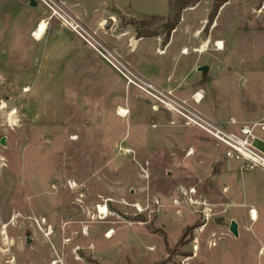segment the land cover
<instances>
[{
    "label": "rangeland",
    "instance_id": "obj_1",
    "mask_svg": "<svg viewBox=\"0 0 264 264\" xmlns=\"http://www.w3.org/2000/svg\"><path fill=\"white\" fill-rule=\"evenodd\" d=\"M23 1L0 0V264H264V172L226 159L58 20L33 38L47 14ZM118 2H105L106 36L77 18L113 53L112 39L135 37L133 22L169 17L168 0ZM210 9L202 0L182 12L166 70L189 83L196 56L175 53L195 43L194 29L201 45L211 30L201 101L190 104L213 122H258L264 0H229L208 26ZM162 24L151 29L164 37ZM155 44L141 40L134 55Z\"/></svg>",
    "mask_w": 264,
    "mask_h": 264
},
{
    "label": "built area",
    "instance_id": "obj_2",
    "mask_svg": "<svg viewBox=\"0 0 264 264\" xmlns=\"http://www.w3.org/2000/svg\"><path fill=\"white\" fill-rule=\"evenodd\" d=\"M38 6L43 7L47 17L40 22L48 25V20L56 19L61 26L74 33L94 50L105 62L119 72L126 79V84L133 86L144 94L162 103L168 110L181 117L186 123L194 127L210 139L219 147L223 148V155L226 159L243 163L247 171L258 169L264 172V152L258 148V143H263L259 134L264 133V118L258 122L237 124L234 120L229 123H217L202 116L196 109L186 101H179L173 97L171 92H164L151 83L140 78L131 68L124 63L115 53L99 44L92 33L85 28L68 11L63 0H33ZM39 27L37 26L36 31ZM45 32V31H44ZM34 32L32 33V35ZM192 96L191 101L198 104ZM192 194L193 189L189 190Z\"/></svg>",
    "mask_w": 264,
    "mask_h": 264
},
{
    "label": "crops",
    "instance_id": "obj_3",
    "mask_svg": "<svg viewBox=\"0 0 264 264\" xmlns=\"http://www.w3.org/2000/svg\"><path fill=\"white\" fill-rule=\"evenodd\" d=\"M68 8L71 9V12H74L76 19L79 18L88 28L96 27L100 31L101 36H106L102 31V26L104 23H107L109 18H113L110 14L107 15L105 5L106 0H64ZM111 1V0H110ZM114 5L116 8L119 9V2L118 0H113ZM117 1V2H116ZM25 4L28 2L24 0ZM104 5V7H100ZM28 7L31 9H35L38 7ZM73 14V13H72ZM183 16V14H182ZM181 16V19H182ZM181 22V21H180ZM205 24V20L200 27H203ZM1 25V23H0ZM177 29V28H176ZM175 29V30H176ZM174 30V31H175ZM174 31L171 33L170 38L166 44H164L163 40L164 37L160 35L151 37V38H141L136 39V37H128L126 43H122L119 36L114 40V47H110L116 53V55L129 67L133 70L140 78L144 79L145 81L151 83L157 89L164 91V92H171L173 97L179 101H186L190 103L192 96L199 93L201 90V86L199 82L201 81L199 77V73L197 69L200 67V58L204 54V52H208L206 47L208 48V43H211V38L209 33L206 35L204 42L199 44L200 42V29H194L192 31L191 37L194 38L195 43L191 45H182L178 51H176L175 55H189L190 50L191 53L194 54L196 57L194 59V63L190 64L188 67L189 77L191 75L192 79H190L189 83L185 79L184 75L175 78V74H172L170 70H166L167 68V57L170 49V43L172 40V36ZM189 32H191L189 30ZM163 38V39H162ZM150 39L154 40L156 44L153 46V50H142L141 55L136 57L135 52L139 47V43L141 40ZM209 41V42H208ZM218 40L217 42H219ZM216 42V43H217ZM222 42V41H220ZM214 44V47L216 45ZM223 43V42H222ZM200 46V49L198 48ZM216 48V47H215ZM224 48V45H223ZM185 50V53L183 51ZM206 50V51H205ZM215 50V49H212ZM224 50V49H222ZM221 50V51H222ZM215 51H219L216 49ZM197 74V75H196ZM175 78V79H174ZM200 92V93H201Z\"/></svg>",
    "mask_w": 264,
    "mask_h": 264
},
{
    "label": "trees",
    "instance_id": "obj_4",
    "mask_svg": "<svg viewBox=\"0 0 264 264\" xmlns=\"http://www.w3.org/2000/svg\"><path fill=\"white\" fill-rule=\"evenodd\" d=\"M201 1L202 0H168L169 17L167 19L159 16H147L138 22H133L136 39L158 36L159 34L156 31H153L151 27L158 22H163V42L164 44H166L170 38L171 33L180 23L182 12L187 8L195 7ZM228 1L229 0H211V9L207 20L208 26L212 25L218 15L219 10Z\"/></svg>",
    "mask_w": 264,
    "mask_h": 264
},
{
    "label": "bare ground",
    "instance_id": "obj_5",
    "mask_svg": "<svg viewBox=\"0 0 264 264\" xmlns=\"http://www.w3.org/2000/svg\"><path fill=\"white\" fill-rule=\"evenodd\" d=\"M38 27H39L38 31L34 32V34H33L34 36L32 35L33 38H35L36 40H39L41 38V36L44 34V31H45V23L44 22H40L38 24ZM216 49H218L219 51H221L223 49V43L220 42V41L217 42L216 43ZM183 53H185V51H183ZM197 95H198V93L196 94L195 99L197 100V102H200L201 99L199 100V97ZM126 114H127V112L124 111L122 108H119L118 109L117 115L119 117H125ZM190 154L191 153H188V155H190ZM97 209H98V212H99L100 215H102L103 217L106 216V213H107L106 207L99 206ZM251 216H252V220L256 219V213L254 211H252ZM112 233L113 232L110 231L108 234H106V236L107 237H110L112 235ZM53 264H56V262H53Z\"/></svg>",
    "mask_w": 264,
    "mask_h": 264
},
{
    "label": "water",
    "instance_id": "obj_6",
    "mask_svg": "<svg viewBox=\"0 0 264 264\" xmlns=\"http://www.w3.org/2000/svg\"><path fill=\"white\" fill-rule=\"evenodd\" d=\"M26 1L28 2L30 7H33V8L37 7V4L33 0H26ZM197 71L200 73H205L208 71V67H204V66L199 67ZM0 144L3 145V142L1 141ZM229 232L232 234L233 237L237 238L238 236L237 224L234 221L230 223Z\"/></svg>",
    "mask_w": 264,
    "mask_h": 264
}]
</instances>
